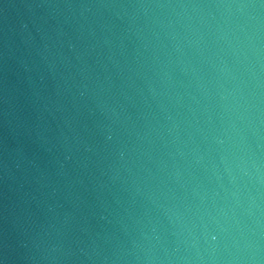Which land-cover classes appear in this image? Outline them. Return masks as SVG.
<instances>
[{
	"label": "water",
	"instance_id": "1",
	"mask_svg": "<svg viewBox=\"0 0 264 264\" xmlns=\"http://www.w3.org/2000/svg\"><path fill=\"white\" fill-rule=\"evenodd\" d=\"M0 264H264V0H0Z\"/></svg>",
	"mask_w": 264,
	"mask_h": 264
}]
</instances>
